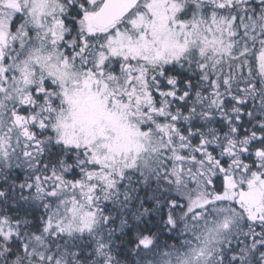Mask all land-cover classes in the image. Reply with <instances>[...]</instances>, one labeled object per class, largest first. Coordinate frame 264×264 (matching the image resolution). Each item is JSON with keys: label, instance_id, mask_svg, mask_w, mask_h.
<instances>
[{"label": "snow or ice", "instance_id": "6c2138e0", "mask_svg": "<svg viewBox=\"0 0 264 264\" xmlns=\"http://www.w3.org/2000/svg\"><path fill=\"white\" fill-rule=\"evenodd\" d=\"M0 264H264V0H0Z\"/></svg>", "mask_w": 264, "mask_h": 264}]
</instances>
